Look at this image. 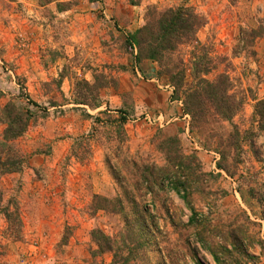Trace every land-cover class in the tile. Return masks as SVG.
<instances>
[{
  "label": "rangeland",
  "instance_id": "obj_1",
  "mask_svg": "<svg viewBox=\"0 0 264 264\" xmlns=\"http://www.w3.org/2000/svg\"><path fill=\"white\" fill-rule=\"evenodd\" d=\"M181 5L205 19L198 38L230 59L227 72L234 91L245 99L232 122L220 123L214 131L203 128L205 136L193 130L190 116L191 137L186 134L188 120H179L185 111L165 116L173 94L169 98L163 88L151 86V77L140 69L143 77L137 76L129 47L130 35L146 24L150 8ZM263 22L264 0H53L48 5L0 0V111L14 102L31 120L17 142L30 155L29 166L0 176V264H91V252L97 249L94 229L130 249V264H217L213 248L233 253L220 251L225 264H236L235 259L264 264V133H258L254 118L257 99H264V36L251 46L240 43L242 31ZM191 50L184 46L180 52L188 60ZM152 67L158 74L159 66ZM94 76L116 85L101 90L102 106L126 110L125 140L116 127H94L87 117L97 116L102 106L94 110L74 104L76 82H93ZM157 78L158 85L169 84ZM130 85L141 87L136 93L125 90ZM161 112L164 127L144 119L145 113ZM212 132L221 141L232 176L217 168L220 153L205 146ZM90 134L88 154L78 139ZM168 137L179 139L184 165L193 168L195 193L188 202L168 187H155L145 217L142 167L169 165L161 149ZM73 152L84 159L71 157ZM134 193L140 195L138 205L128 196ZM97 195L119 198L122 208L101 199L98 203L117 206V212L95 209ZM6 211L20 214V238L9 231ZM195 213L197 224H190ZM236 239L242 243L238 249L232 245ZM97 261L111 264L113 255Z\"/></svg>",
  "mask_w": 264,
  "mask_h": 264
},
{
  "label": "trees",
  "instance_id": "obj_2",
  "mask_svg": "<svg viewBox=\"0 0 264 264\" xmlns=\"http://www.w3.org/2000/svg\"><path fill=\"white\" fill-rule=\"evenodd\" d=\"M39 1L44 5H48L53 0ZM205 24V19L193 7L188 5L170 7L164 10L152 7L148 10L146 24L129 37V47L137 63L151 61L159 66L157 75L167 80L173 89V100L183 103L185 113L192 119L193 130H197L203 136L206 135L203 132V128H209V130L214 131L216 125H220L223 122H232L242 112L245 105L244 97H239L235 93L233 80L227 72L232 65L230 59L225 55L216 54L212 44L202 43L198 38V33ZM263 36L264 22L257 29L242 31L240 43H243V48L244 46H251ZM184 46L192 48L188 60L180 52ZM238 47H240V44ZM222 66L223 71L220 72L219 70ZM213 74H216V76L210 79L209 77ZM111 85L116 87L112 80L108 79L105 82L98 76H94L93 82L86 80L77 81L74 104L88 106L94 110L101 108V90ZM27 99L29 103L33 104L28 96ZM256 99L253 97V100ZM87 117L93 120L94 127L98 125L116 127L121 131L123 140L126 139L125 125L128 119L124 108L112 110L108 107L106 110L100 111L97 116L88 114ZM254 118L258 133H264V99H257L254 107ZM30 121L29 113L18 109L14 102H8L1 109L0 123L5 125L4 132L0 136L1 177L21 173L29 166L28 155L19 147L17 142L28 132ZM236 129L237 127H235ZM254 135L257 136V133H254ZM215 137L216 135L212 132L208 136L209 139H207L205 146L220 153L221 159L217 162V168L232 176L234 172L231 170L232 168L228 161H226V155L223 151H220L221 141L215 140ZM91 138L92 135L90 134L78 139V145L83 146V151L88 152V154L90 152ZM178 144L179 139L177 137H168L161 145V149L166 154L168 166L143 165L140 178L141 184L145 186L146 190V193L142 195L145 199L144 207L147 205V198L154 195L155 187L160 189L168 187L182 195L187 201L195 193L193 187L194 182H196L195 173L191 166L184 165L183 159H185V156L180 152ZM72 156H75L80 161L84 159V157H79L74 152L71 154ZM193 158L195 161L196 158ZM133 165L136 167L137 163L134 162ZM115 179L119 180L116 176ZM128 196L132 197L135 205H138L140 195L134 193L132 195L128 194ZM101 199L100 196H95L93 203L95 209L117 212V206L122 208L119 198H116V200L102 199L119 203L114 207L113 205L112 207L101 205L100 201L98 203V200ZM148 213L147 207L144 208L142 214L145 216ZM5 217L9 224V231L11 230L15 237L20 238L24 226L18 211H6ZM195 218L196 213L192 215L189 223L197 224ZM142 228L145 229L146 225H142ZM91 236L97 246V249L91 252V264H104L103 261H97V258H101L106 253L113 255L111 264L131 263L132 257L130 255L132 254L130 249L121 248L117 241L105 234L101 229H94ZM198 240L205 245V240L200 238ZM232 245L234 249H238V246H242V243L239 242V239H236L232 241ZM210 250L217 264H225L219 257L220 251L227 255L233 254L224 248H213ZM246 257L252 258L249 254H246ZM253 258L256 259L255 257ZM232 261L240 264L239 259ZM197 263L202 264L199 260Z\"/></svg>",
  "mask_w": 264,
  "mask_h": 264
},
{
  "label": "crops",
  "instance_id": "obj_3",
  "mask_svg": "<svg viewBox=\"0 0 264 264\" xmlns=\"http://www.w3.org/2000/svg\"><path fill=\"white\" fill-rule=\"evenodd\" d=\"M132 63V62H131ZM145 64H149V66H147L146 68H144L143 66L145 65ZM152 62L151 61H143L142 63H137V61H136V59H135V64H134V67H135V73L137 74V76H139V77H143V75L145 76L146 74L147 75H149L150 77H151V79L148 81L149 82V84H151V86H153V87H160L161 89L163 88V91L162 92H165V93H167L168 94V97L170 98V96H171V94L173 93V91H172V87L169 85V84H165V85H163V86H160V85H158L159 84V82H160V80L157 78V71H156V69L154 68V67H152ZM142 70V73H143V75L141 74V72H140V70ZM127 87V86H126ZM141 86H138V87H135V86H133V85H130L127 89H125V90H129V91H131V92H137V90L140 88ZM4 99V97L3 98H0V101H2V100ZM173 99V98H172ZM178 106H180V107H178ZM168 107H170L171 109L170 110H168V113H167V111H162L164 114H166L167 113V115H165V116H167V117H169V115L170 114H172V111H174L175 109H177V112H179L180 113V110L181 111H183L184 112V109H182V102L181 101H178V100H171L170 101V104L168 105ZM109 108H111V107H109ZM102 109L104 110V106H102ZM169 109V108H168ZM161 112V113H162ZM185 112L183 113V115L181 114V115H179V117H180V119L179 120H187V119H185ZM4 129H5V127L3 126V124H1L0 123V135H2L3 134V132H4ZM26 153V152H25ZM27 155H29L28 153H26ZM29 157H30V155H29Z\"/></svg>",
  "mask_w": 264,
  "mask_h": 264
},
{
  "label": "built area",
  "instance_id": "obj_4",
  "mask_svg": "<svg viewBox=\"0 0 264 264\" xmlns=\"http://www.w3.org/2000/svg\"><path fill=\"white\" fill-rule=\"evenodd\" d=\"M107 109V107L105 106V110ZM144 119L146 121H148L150 124L152 125H158L160 127H164V124H166V119H165V116L164 114L162 113H159L158 115L156 116H152L150 115V113H145L144 114ZM185 119H187L188 121L186 122L185 124V132L186 134L191 137V129H190V118H189V115L188 114H185ZM177 120V119H176Z\"/></svg>",
  "mask_w": 264,
  "mask_h": 264
}]
</instances>
